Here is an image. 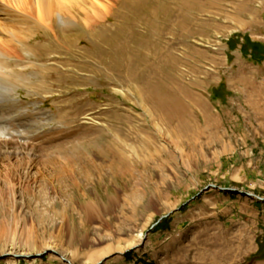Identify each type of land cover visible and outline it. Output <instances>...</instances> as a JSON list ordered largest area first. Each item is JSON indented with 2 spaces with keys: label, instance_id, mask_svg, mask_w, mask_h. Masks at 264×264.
I'll use <instances>...</instances> for the list:
<instances>
[{
  "label": "rangeland",
  "instance_id": "obj_1",
  "mask_svg": "<svg viewBox=\"0 0 264 264\" xmlns=\"http://www.w3.org/2000/svg\"><path fill=\"white\" fill-rule=\"evenodd\" d=\"M51 1L63 15L10 61L0 264H264V201L202 192L264 198V61L242 50L264 46V0Z\"/></svg>",
  "mask_w": 264,
  "mask_h": 264
},
{
  "label": "bare ground",
  "instance_id": "obj_2",
  "mask_svg": "<svg viewBox=\"0 0 264 264\" xmlns=\"http://www.w3.org/2000/svg\"><path fill=\"white\" fill-rule=\"evenodd\" d=\"M0 1L2 4L4 3V5H6L9 8L11 6V9H8V11L10 10V12H14L16 14L15 15L16 18L25 22L26 25L29 24V26L27 27V33L25 34L27 36L28 40H26V41L24 40V42H20L19 39H21V38L18 37L17 34H15L17 32H15V33L9 32V30L11 31L10 28L8 30L9 25H7L8 26L7 27L5 25L0 24V117H8L9 120H11L15 123L16 122L18 123V119L20 116L18 114L19 100L17 98H15V96L13 95V92H14V90L17 89V86L11 85V79L12 78H14V79L20 78L21 79V77L19 76V74H20L19 71L12 69L10 61L15 59V58H16L15 60L20 59L19 56L17 57L15 55L17 53V50L19 49L17 44L20 45V47H27L26 45L31 40V38L33 37L32 35L34 34V32L38 28L45 27L48 29L49 28L52 29L53 24H54L53 22H54L55 11L57 12V10H58L59 13L62 14V12L64 10H63V5L61 3L58 2L56 5L57 7H55L54 6L55 4L53 5L51 0H0ZM1 9H3V8H1ZM9 15H11V14H9ZM64 16H65V14H64ZM0 21H1V19H0ZM29 22L34 24V26H31L32 24H30ZM65 23H67V22H65ZM4 24H6V23H4ZM63 24H64V22H63ZM4 30L5 31L7 30V32L11 34V36H9L10 39L5 40L2 38L1 34L4 33L3 32ZM16 31H18V30H16ZM23 32H21V33H23ZM30 32L32 34H28ZM10 34H8V35H10ZM15 43H17V44H15ZM20 75H22V74H20ZM18 81H20V80H18ZM9 82H10V84H9ZM6 103H8L9 105L8 104L5 105ZM3 110L4 111L7 110L6 111L7 113L3 112V114H1ZM31 121H33V120L31 119ZM13 132L17 133V131L13 130L12 124L8 123V121H4V120L1 121L0 120V144H2V145L6 144L8 146H5V147H7V148L9 147V149H10L11 147L9 145L11 144V141H12L11 139H14L15 138L14 135H16V134L13 135L12 134ZM7 137H9V138H7ZM143 139H145V138H143ZM16 149L17 150L18 149L27 150V148L25 146H21L20 148H16ZM109 153L110 152H107V155ZM111 154L112 153H110V155H108V156H106V155L105 156L111 157L112 156ZM158 156H159V154H158ZM161 157H163V155ZM148 160L150 161L149 157H145L142 160L143 164L146 165ZM126 161H127V158L124 155L118 154L117 163L121 166V169H125V171H127L126 173H129L128 175H131L132 171H134V170H133L132 166L126 164ZM114 164H116V163L113 161V167H114ZM17 173L18 172L13 171L11 174L12 178L18 177L19 173L18 174ZM113 178H115V177H113ZM133 199H134L133 194L130 195V198L128 197V200L130 202H133V204H134ZM131 205H132V203H131ZM13 254H18V252H16V253L14 252ZM14 256H18V255H14Z\"/></svg>",
  "mask_w": 264,
  "mask_h": 264
},
{
  "label": "trees",
  "instance_id": "obj_3",
  "mask_svg": "<svg viewBox=\"0 0 264 264\" xmlns=\"http://www.w3.org/2000/svg\"><path fill=\"white\" fill-rule=\"evenodd\" d=\"M242 38L241 36H238V39ZM238 39H232L231 40V48H235V46L240 43V41H238ZM243 44H242V50H243V54L245 56L250 55V60L252 62L255 63H261L264 61V46L261 45L260 43L257 42H252L250 41V39H248L247 37L243 38ZM240 40V39H239ZM214 98H219V95L216 93H214ZM253 259L255 260H262L264 259V246L263 245H259V250L257 251V253L254 255Z\"/></svg>",
  "mask_w": 264,
  "mask_h": 264
},
{
  "label": "water",
  "instance_id": "obj_4",
  "mask_svg": "<svg viewBox=\"0 0 264 264\" xmlns=\"http://www.w3.org/2000/svg\"><path fill=\"white\" fill-rule=\"evenodd\" d=\"M212 188H214V189H219L220 191H223V192L237 193V194H241V195H243V196L256 198V199H258L259 201H264V198H262V197H260V196H258V195H256V194H254V193H249V192L241 191V190H239V189H235V188H220V187H218V186H216V185H209V186L206 187L202 192L208 191V190H210V189H212ZM172 215H173V212L168 213V214H166V215L160 217L159 220L153 225L152 229H154V227H156V226L159 225L163 220L169 218V217L172 216ZM145 238H147V234H146V237H145ZM128 252H130V251H128ZM128 252H127V253H128ZM57 255H58V254H57ZM58 256H59L61 259H63V261H65L66 263H68V264H72V262H71L70 260L64 258V257L61 256V255H58ZM5 257H12V256L7 255V256H5ZM0 258H1V257H0ZM12 258H15V259L21 260V259H25V258H28V257L18 255V256H14V257H12ZM101 263H102V262H100L99 264H101Z\"/></svg>",
  "mask_w": 264,
  "mask_h": 264
},
{
  "label": "crops",
  "instance_id": "obj_5",
  "mask_svg": "<svg viewBox=\"0 0 264 264\" xmlns=\"http://www.w3.org/2000/svg\"><path fill=\"white\" fill-rule=\"evenodd\" d=\"M260 105H262V104L254 103V105H252V106H254L253 108L256 110L258 107H260Z\"/></svg>",
  "mask_w": 264,
  "mask_h": 264
}]
</instances>
